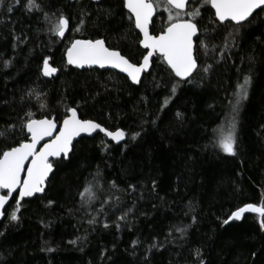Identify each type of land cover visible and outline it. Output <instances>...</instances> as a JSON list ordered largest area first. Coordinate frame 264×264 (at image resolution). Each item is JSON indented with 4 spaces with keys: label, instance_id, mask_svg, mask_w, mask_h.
<instances>
[{
    "label": "trees",
    "instance_id": "16d2710c",
    "mask_svg": "<svg viewBox=\"0 0 264 264\" xmlns=\"http://www.w3.org/2000/svg\"><path fill=\"white\" fill-rule=\"evenodd\" d=\"M37 2L42 11L29 12L27 0L0 4V131L7 130L0 153L28 140L27 113L59 125L70 107L123 130L125 140L77 141L69 158L53 161L43 195L21 201L18 221L8 218L14 197L0 221V264H264L256 214L223 224L240 207L264 204V12L242 28L221 25L210 6L190 0L201 12L191 82L156 56L133 86L114 71H78L64 59L74 39H104L140 63L146 52L122 0ZM156 3L153 35L169 22ZM61 14L69 20L64 39L52 31ZM46 57L58 69L51 77L42 75ZM244 76L251 86L230 156L218 146V129L228 128ZM90 182L95 199L82 201Z\"/></svg>",
    "mask_w": 264,
    "mask_h": 264
},
{
    "label": "snow or ice",
    "instance_id": "6c2138e0",
    "mask_svg": "<svg viewBox=\"0 0 264 264\" xmlns=\"http://www.w3.org/2000/svg\"><path fill=\"white\" fill-rule=\"evenodd\" d=\"M18 2L19 0H17ZM95 2L99 4L100 0H95ZM2 3L3 0H0V4ZM160 3L165 6V10L168 12L169 22L159 35H153L149 31V26L159 6L156 0H123V7L127 9L129 19L143 35V39L139 43L147 50V54L143 55L142 63H133L120 51L107 47L104 39H76L66 49L67 64L77 68L99 66L102 69L106 67L118 69L119 72L125 73L133 84H140L142 73L149 70L152 57L157 56L166 62L180 81L191 82L189 78L198 68L194 38L198 37L199 33L200 9L195 7L189 9L190 0H160ZM202 6H210L214 10L215 20L221 25L231 23L240 28L244 26L245 22L251 23L250 18H255L254 13L259 15L257 10L264 12V0H202ZM26 8L29 12L42 11L37 0H27ZM12 10L11 7L7 9L8 12ZM45 18L47 19V16ZM80 24H84L83 19ZM68 26V18L61 14L52 31L56 36L63 38ZM79 30L78 28L77 31ZM50 59L51 57H46L43 60L42 75L44 77H51L58 71L57 68L50 65ZM7 64L8 62H5V67ZM207 70L204 69V71ZM250 86L251 78L244 76L243 83L237 86L236 99L231 108L233 115L228 128L226 131L224 128L218 129V146L230 156L237 155V115L242 102L249 97ZM175 90V86H173L172 92L175 93ZM67 112L69 115L63 119L62 126L59 127L56 135H53L57 132V122L54 119H34L31 113H27V119L21 123V130L26 129V132L30 134V141L21 142L18 146L10 147L0 153V190H6L5 194L0 195V218L4 217L3 210H5L9 199L13 197V193L18 192V199H15L14 208L8 216L11 221H18V213L22 207L21 201L26 197H33L35 194L45 191L46 181L53 171V163L50 158H69V154L74 148L73 141L81 133L91 135L99 130L116 143L125 138L123 130L109 131L97 122L81 119L75 107L68 108ZM10 127L14 128L15 126ZM6 132L7 130L0 131V136H6ZM45 137H52V139L44 143L38 150V145ZM113 186L115 187L114 182ZM155 186V181H153V190ZM93 187L90 182L83 189L80 194L82 201L91 202L95 199ZM130 187L135 189V186ZM245 213L256 214L259 217L260 228L264 230V204H247L240 207L223 220V224L227 225L232 220L239 221ZM126 215L127 213L119 219L124 220ZM94 221L95 218L89 223ZM104 227L107 228L108 225L105 224ZM178 230L184 231L183 229ZM0 235L3 233L0 232ZM151 247H156V245ZM48 251H52V249H48Z\"/></svg>",
    "mask_w": 264,
    "mask_h": 264
},
{
    "label": "water",
    "instance_id": "95a60500",
    "mask_svg": "<svg viewBox=\"0 0 264 264\" xmlns=\"http://www.w3.org/2000/svg\"><path fill=\"white\" fill-rule=\"evenodd\" d=\"M94 1H95V0H94ZM122 2H123V0H122ZM124 9H125V11L128 13V11H127V9H126L125 7H124ZM211 10H212L213 13H214V10H213V9H211ZM257 11H258V10H257ZM128 14H129V13H128ZM214 17H215V16H214ZM154 18H155V15H154L153 18H152V22H153ZM151 25H152V23H151L150 26H149V31H150ZM135 30H136V32L139 34L140 40H142V39H143V35H142L141 33H139V30H138V29L135 28ZM67 32H68V30L65 32V35H64L63 38H60V37H59V38H60V39H64V38L66 37V35H67ZM150 33H151V32H150ZM159 34H160V33H159ZM159 34H157V35H159ZM194 39H195V38H194ZM74 40H76V39H74ZM74 40H73V41H74ZM73 41H72V42H73ZM72 42H71V43H72ZM71 43H70L69 47L71 46ZM139 45H140V43H139ZM140 47H141V48L146 52V54H147V50H145L141 45H140ZM146 54H145V55H146ZM155 57H156V56H153L152 59H151V62H150V68H151V65H152V61H153V59H154ZM64 59H65V62L67 63L66 51H65ZM142 62H143V58H142V60L140 61V63H142ZM165 63H166V62H165ZM70 66L73 67V68H75V69L78 70V71H82V70H86V69H88V70L96 69V70H99V71H114V72L120 74L121 76L125 77V78L129 81V83H130L131 85H133V86H137V85H139V84H133V83H132V82L126 77V74H125V73H121V72H119L118 69H112V68H110V67H106V68H103V69H102V68H99V66H92L91 68L88 67V66H85L84 68H77V67H75V66H73V65H70ZM150 68H149V70H148L147 72L142 73V75H141V79H142V77H143L145 74H147V73L150 71ZM170 70H171V69H170ZM195 72H196V71H195ZM195 72H194V73H195ZM56 73H57V72H56ZM56 73H55V74H56ZM194 73H193V74H194ZM68 115H69V113H68ZM42 119H44V118H42ZM51 119H54V118H51ZM54 120H55V119H54ZM60 126H62V122H61L59 125L57 124V132H55L53 135L58 134V129H59ZM118 130H120V129H118ZM25 131H26V129H25ZM115 131H116V130H115ZM26 134L28 135V140H27L26 142H29V141H30V134H28L27 132H26ZM96 134H101V135L104 136L109 142H112V143H114L115 145H119V144L123 143L124 140H125V138H124V140L120 141L119 143H116V142L112 141L110 138H108L107 136H105L104 133H102V132H100L99 130H97V131L93 132L91 135H89V134H87V133H81V135H80L79 137H76V138L74 139L73 144H75V143H76L77 141H79L81 138H91V137L95 136ZM51 139H52V137H45V139L42 140V141L40 142V144L38 145V150H39L40 147L43 146L44 143L48 142V141L51 140ZM58 159H61V158H58V157H52V158H50V161L53 163V161L58 160ZM52 173H53V171L49 174L48 180L50 179ZM22 175H23V174H22ZM48 180L46 181V184H47ZM46 184H45V189H46ZM5 192H6V190H0V195L5 194ZM43 193H44V192H43ZM43 193H37V194H35L33 197H26L25 199L34 198V197H36V196H41V195H43ZM15 194H17V196H18V192H17V193H13V196H14ZM11 199H12V198H10L8 204L5 205V209L7 208V206L9 205V203L11 202ZM17 199H18V198H17ZM3 211H5V210H3ZM248 214H254V213H245V214L243 215V217L246 216V215H248ZM3 218H4V217H3ZM3 218H0V221H1Z\"/></svg>",
    "mask_w": 264,
    "mask_h": 264
},
{
    "label": "bare ground",
    "instance_id": "6f19581e",
    "mask_svg": "<svg viewBox=\"0 0 264 264\" xmlns=\"http://www.w3.org/2000/svg\"><path fill=\"white\" fill-rule=\"evenodd\" d=\"M14 197L17 199V198H18L17 194H15V195L12 197V199H13ZM12 199H11V200H12ZM29 199H32V198H29ZM24 200H27V199H24Z\"/></svg>",
    "mask_w": 264,
    "mask_h": 264
},
{
    "label": "rangeland",
    "instance_id": "374dc122",
    "mask_svg": "<svg viewBox=\"0 0 264 264\" xmlns=\"http://www.w3.org/2000/svg\"><path fill=\"white\" fill-rule=\"evenodd\" d=\"M164 10H165V7H164ZM166 14H167V18H168V12L165 10Z\"/></svg>",
    "mask_w": 264,
    "mask_h": 264
}]
</instances>
